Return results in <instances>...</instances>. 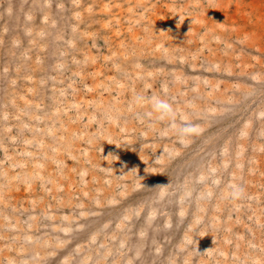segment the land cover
<instances>
[{"label":"rangeland","instance_id":"374dc122","mask_svg":"<svg viewBox=\"0 0 264 264\" xmlns=\"http://www.w3.org/2000/svg\"><path fill=\"white\" fill-rule=\"evenodd\" d=\"M0 264H264V0H0Z\"/></svg>","mask_w":264,"mask_h":264},{"label":"clouds","instance_id":"9594fccd","mask_svg":"<svg viewBox=\"0 0 264 264\" xmlns=\"http://www.w3.org/2000/svg\"><path fill=\"white\" fill-rule=\"evenodd\" d=\"M143 97H138L137 100H142ZM152 112L158 113L160 119L168 118L173 125H175L176 112L173 104L168 100L159 97H153L151 102ZM177 137L182 141L184 138L189 137L195 133V125L191 123H183L179 128H176ZM211 196V193L207 194ZM244 196V188L241 185L229 186L228 198L241 199Z\"/></svg>","mask_w":264,"mask_h":264}]
</instances>
